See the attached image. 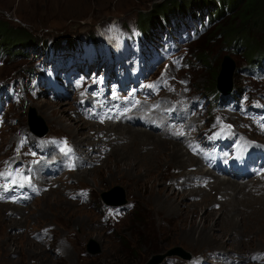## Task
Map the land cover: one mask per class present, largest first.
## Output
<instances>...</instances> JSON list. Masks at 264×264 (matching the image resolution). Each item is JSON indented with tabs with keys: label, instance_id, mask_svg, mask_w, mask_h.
<instances>
[{
	"label": "rangeland",
	"instance_id": "1",
	"mask_svg": "<svg viewBox=\"0 0 264 264\" xmlns=\"http://www.w3.org/2000/svg\"><path fill=\"white\" fill-rule=\"evenodd\" d=\"M158 1L0 0V19L11 27L27 29L35 40L23 56H0V85L10 86L30 69L37 73L47 69V63H51L45 58V44L65 43L77 37L83 43L91 34L93 47L107 48L105 36L128 34L129 28H134ZM174 11V23L166 25L173 27L161 30V34L166 33L163 36L148 34L142 28L145 34L164 41L156 40L148 52L155 60L154 70L158 66L166 69L164 84L148 90L142 110L149 107L145 114L156 113L155 119L166 120L169 131L160 134L130 122L110 124L113 118L89 120L79 115L77 91L66 103L49 95L25 98L18 94L15 98L22 97L23 101L3 113L6 123H0V163L12 153L22 132L30 133L33 126L41 131L47 128V137L66 136L70 140L61 143L68 147L67 167L45 183L51 186L48 191L24 206L0 203V264H150L176 247L194 254L195 259L184 261L186 257L177 253L161 261L176 258L186 264H228L216 253L223 251L232 256V264H264V257L257 258L259 253L264 255V176L258 182L231 183L230 178L202 174V166L189 159L196 156L201 162L189 151L191 143L220 130L258 138L248 125L250 121L255 123V116H244L239 107L260 102L257 106L264 108V71L258 78L241 73L247 61L233 49L215 47L208 62L197 54V42L192 41L189 48L183 43L176 52L181 40H169L167 34L193 38L187 25L193 16L189 9ZM108 40L120 43L114 36ZM122 40L128 52H138L137 44L128 47L126 39ZM158 43L168 53L161 52ZM69 55L60 53L58 57ZM225 56L235 64L228 86L243 87L239 101L248 104L235 107V101H231L230 105L217 106L207 95L211 94L206 88L214 81L213 69L221 70ZM230 67L227 64L224 78ZM160 108L163 110L159 112ZM52 110L56 113L51 115ZM260 136L264 137V122L260 124ZM24 149L18 145L16 150ZM174 149H181L184 163L174 159ZM202 175L215 181L203 187L206 179ZM104 193L113 200L123 196L125 208L106 206ZM45 229L48 235L38 239L35 233L42 235ZM91 240L100 246L99 253L88 252ZM177 260L163 264H175Z\"/></svg>",
	"mask_w": 264,
	"mask_h": 264
},
{
	"label": "trees",
	"instance_id": "2",
	"mask_svg": "<svg viewBox=\"0 0 264 264\" xmlns=\"http://www.w3.org/2000/svg\"><path fill=\"white\" fill-rule=\"evenodd\" d=\"M178 8L184 12L189 9L197 21L200 29L196 32L195 42L201 60L208 62L212 49L218 47L222 51L224 49L240 51L249 64L261 65L264 58V0H161L156 2L151 11L140 18L138 23L147 33L158 34L161 30L173 27L166 25L174 23L172 20L176 14L174 10ZM148 34H145V37L153 38ZM34 42L32 34L27 29L11 27L0 19V46L3 47L0 51L5 50L3 55L9 59L13 56H16L15 58L23 56L26 48L31 47ZM237 43L238 46H235ZM17 46L23 49L15 50ZM219 73V67L213 69L214 81L206 88L209 93L218 92L219 86L228 87L229 79H225V86L221 81L218 82L215 76ZM61 263L58 261L56 264Z\"/></svg>",
	"mask_w": 264,
	"mask_h": 264
},
{
	"label": "water",
	"instance_id": "3",
	"mask_svg": "<svg viewBox=\"0 0 264 264\" xmlns=\"http://www.w3.org/2000/svg\"><path fill=\"white\" fill-rule=\"evenodd\" d=\"M229 62V63H228ZM227 64H230V69H229V72H226V75H225V78H224V74H225V71H226V66ZM235 70V64L233 62V60L231 58H229V56H225L224 60H223V63H222V66H221V70H220V73L218 75V80L221 81V78L223 80L225 79H229L231 81V77H232V74ZM232 86H228V87H221L219 86V90L224 93V94H227L231 91V88ZM36 120L37 123H42V121H40L41 119L35 117L34 118ZM34 122L32 121L31 125H33ZM36 127L33 126V130L34 132H36L37 134L39 135H45L47 133V128L43 131L41 130H38V129H35ZM122 195H124V192L122 190ZM103 201L106 203V204H110V205H122L124 202H125V198L122 196V198L120 199H110L107 197V194L104 193L103 194ZM92 241V242H91ZM89 242V245H88V252L91 253V254H97L101 251L100 249V246L97 245L98 243L97 242H93V240H91ZM177 253L179 254H182L184 255V257L186 258H190L192 255L190 253H188L187 251H185L183 248L181 247H176V248H173V249H169L168 251H166L165 254L163 255H158L157 257H155L154 260H152L150 262V264H159L161 262V259L164 258V257H168V256H173V255H177Z\"/></svg>",
	"mask_w": 264,
	"mask_h": 264
},
{
	"label": "bare ground",
	"instance_id": "4",
	"mask_svg": "<svg viewBox=\"0 0 264 264\" xmlns=\"http://www.w3.org/2000/svg\"><path fill=\"white\" fill-rule=\"evenodd\" d=\"M112 40H114V39H112ZM118 43V41L116 40L115 41V44H117ZM119 45H121V41H120V43H118ZM122 46V45H121ZM122 56H123V54H122ZM224 76V75H223ZM225 80H223L222 78H221V83H224V85H225V83L226 82H224ZM66 102H67V100H66ZM65 101H63V103H66ZM155 105V104H154ZM178 107V106H177ZM180 109V108H179ZM177 110V109H176ZM188 110V109H187ZM186 110V111H187ZM52 113H56V110H52V112H51V115H52ZM176 114V113H175ZM155 115H156V113H155ZM154 115V116H155ZM160 117V116H159ZM173 117V116H172ZM175 117H177V116H175ZM155 118V117H154ZM192 118V117H191ZM74 119V118H73ZM169 119V118H168ZM60 121H63L62 120V117L59 119ZM75 120V119H74ZM159 120H162V119H160L159 118ZM179 122V121H178ZM181 122V121H180ZM182 123V122H181ZM127 125V124H126ZM120 126V125H119ZM148 131V130H147ZM167 131H169V130H167ZM167 131H165V132H167ZM161 134V133H160ZM167 135V134H166ZM164 136V135H163ZM174 136V135H173ZM176 136V135H175ZM165 137H167V136H165ZM175 138V137H174ZM181 138V137H180ZM183 139V138H182ZM160 141H162V140H159V142ZM164 141V140H163ZM164 144V143H163ZM180 150L181 149H179V150H176V149H174L173 151H171V153H172V155H173V157H174V159H178V161H180V159H181V161L184 163V159H183V154H182V151L180 152ZM74 153V152H73ZM72 154V153H71ZM73 155H75V154H73ZM78 156H79V154H78ZM69 158V157H68ZM81 158V157H80ZM77 159V158H76ZM78 159H79V157H78ZM189 159H191L192 161H197V163H200V161L197 159V158H195V157H190ZM71 160V159H70ZM81 161L83 160L82 158L80 159ZM86 160V159H85ZM71 162V161H70ZM69 162V163H70ZM78 162V161H77ZM182 162H181V164H182ZM80 163V162H79ZM91 164V163H90ZM78 165V164H77ZM81 165V164H80ZM79 165V166H80ZM84 165H86L85 163H84ZM87 165H88V163H87ZM90 166V165H89ZM70 167V166H69ZM85 167V166H84ZM87 167V166H86ZM77 169V168H76ZM202 174H206V175H208V173L207 172H203ZM201 177H206V176H204V175H202ZM214 177H216V176H214ZM210 178V177H209ZM217 180V179H216ZM228 181V180H227ZM229 182H231V183H235L236 181H234V180H232V179H229ZM238 186V185H237ZM236 190V189H235ZM238 190V189H237ZM11 206V205H10ZM2 208V207H1Z\"/></svg>",
	"mask_w": 264,
	"mask_h": 264
},
{
	"label": "snow or ice",
	"instance_id": "5",
	"mask_svg": "<svg viewBox=\"0 0 264 264\" xmlns=\"http://www.w3.org/2000/svg\"><path fill=\"white\" fill-rule=\"evenodd\" d=\"M0 175H4V174H0ZM7 175H11V173H8ZM12 182L15 183V180H13Z\"/></svg>",
	"mask_w": 264,
	"mask_h": 264
},
{
	"label": "clouds",
	"instance_id": "6",
	"mask_svg": "<svg viewBox=\"0 0 264 264\" xmlns=\"http://www.w3.org/2000/svg\"><path fill=\"white\" fill-rule=\"evenodd\" d=\"M35 200V199H34ZM105 203V202H104ZM106 204V203H105ZM106 205H110V204H106ZM111 206H116V205H111Z\"/></svg>",
	"mask_w": 264,
	"mask_h": 264
}]
</instances>
